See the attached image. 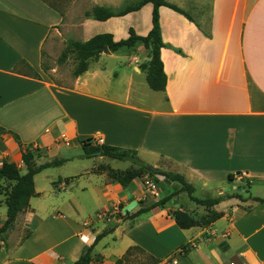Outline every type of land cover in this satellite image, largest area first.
<instances>
[{"label": "crops", "instance_id": "crops-1", "mask_svg": "<svg viewBox=\"0 0 264 264\" xmlns=\"http://www.w3.org/2000/svg\"><path fill=\"white\" fill-rule=\"evenodd\" d=\"M165 1L189 18L159 8L166 83L164 91H153L142 69L149 61L148 50L141 45L102 51L69 85L56 83L42 70L51 37L59 39L73 26L80 29L75 41L81 42L99 34H110L114 41L127 38L119 22L124 20L137 35L146 36L152 27L151 4L105 21L85 16L74 25L68 11L75 9V0H0V165L14 163L25 173L21 154L26 149L39 152L38 165L54 159H65L64 164L83 161L80 141L91 139L97 146L95 141L101 139V145L135 151L148 167L183 175L194 194L216 197L233 192L223 188L245 183L244 199H264V0ZM137 15L140 21L134 27L131 21ZM97 23L107 29L94 33ZM105 58H120L119 68L109 70ZM49 169L35 175L34 182ZM108 169L124 171L100 163L71 177L91 175L96 180L66 185L62 180L68 177L63 175L57 185L54 178L48 184L57 186L54 198L60 190L68 196L90 192L104 203L96 214L115 210L124 216L178 189L160 176L156 196L138 179L123 188L108 176ZM34 189L39 197L49 191ZM179 195L134 219L109 220L114 230L98 241L92 257L99 255L100 264H114L137 247L153 264L173 258L176 264H264V203L225 199L210 209L223 212L220 219L182 230L169 215L172 211L183 210L198 219L208 210L196 204L193 209L186 203L181 207L176 203ZM4 199L2 192L0 223L6 216ZM28 209L37 219V209L30 204ZM71 212L38 218L24 241L16 243L15 235L12 242L0 241V264L76 262L109 227L101 215L97 217L104 226L97 228L83 219L78 207ZM186 245L188 251L179 253Z\"/></svg>", "mask_w": 264, "mask_h": 264}, {"label": "trees", "instance_id": "trees-1", "mask_svg": "<svg viewBox=\"0 0 264 264\" xmlns=\"http://www.w3.org/2000/svg\"><path fill=\"white\" fill-rule=\"evenodd\" d=\"M146 4L152 5V27L146 36H139L132 28H130L128 30V37L119 41H114L112 35L110 34L95 35L85 42L75 40L67 41V46L74 54L76 61V67L74 71L75 77L80 76L87 70L88 61L90 59L97 58L98 55L102 52L103 47H106L108 51L114 53L121 48L130 49L141 45L146 50H148L149 61L142 65V69L146 73V83L148 87L153 91H164L166 77L163 71L162 62L160 60V49L164 47V44L162 43L160 34L159 8L164 6L189 18L182 9L174 4L166 2L165 0H141L137 6L126 8L118 13H113L108 9L95 6L93 7L91 13H86L85 16L87 18H92L93 20L105 21L112 17H121L128 13L138 11ZM42 70L46 72V68L42 67ZM34 76L37 77V75ZM1 131L2 130L0 129V133ZM90 142L91 139L80 141L83 151L82 157L89 158L91 156L98 155L118 161H128L137 166L136 169L127 171L108 169L109 177L119 183V185L123 188L128 187V185L133 180L141 178L144 172L152 175H158L160 177H163L166 181L170 183H176L178 185V189L173 193L157 201L147 209H139L137 212L131 215H125V219H134L145 211H148L155 207H160L164 205L168 200L179 195L180 193H186L188 198L193 203L208 210L206 215L198 219L183 210L177 209L172 211L169 215L173 219L176 226L182 230H187L193 227H206L220 219L223 216V212L210 211V209L213 206L224 201L225 199L236 198L240 201H246L247 199H250L257 203H264V199L251 196L244 199L242 197V194L236 192L225 193L216 197L197 198L194 196V187L186 181L183 175L158 169L151 172L148 170V165L137 158L135 151L122 150L116 147L104 145L92 146ZM36 158H40V156L37 155L34 151L26 149L22 152L21 161L25 167V173L23 174L14 163L3 162L0 165V181L3 182V184H0V194L2 192H5L4 204L6 206L5 220L0 223V241L2 242H5L4 235L14 223L18 214L21 211L29 208V202L31 198L38 196V194L35 193L34 189V176L45 169L58 167L66 162L65 159H54L38 165L36 164ZM232 178V176H229L228 179L231 180ZM6 182L11 183L9 189H7L6 187L4 188ZM113 230L114 227H109L98 234L95 237L92 245L85 248L77 261L73 264H90L91 262L100 264L101 257L99 255L92 257V250L98 243V241H100L108 234L112 233ZM30 234L31 231L29 230L23 236L21 241H24L26 238H28ZM186 248L189 249L190 246L186 245L180 248L181 250H183V254L188 251ZM136 249L138 250L139 248H129L121 258L117 259L114 262V264H123L127 256Z\"/></svg>", "mask_w": 264, "mask_h": 264}, {"label": "rangeland", "instance_id": "rangeland-1", "mask_svg": "<svg viewBox=\"0 0 264 264\" xmlns=\"http://www.w3.org/2000/svg\"><path fill=\"white\" fill-rule=\"evenodd\" d=\"M72 1V0H71ZM141 0H75V9L68 11L70 13L71 17L70 19L73 21V24L77 25L79 24L80 20L85 18L86 13H91L93 7L99 6L105 9H108L109 11L113 13L121 12L122 10L137 6L140 3ZM177 2H180V0H176ZM202 2H209L210 0H200ZM172 4V3H171ZM143 14V13H142ZM119 21L123 24V27L125 28V31L127 33L130 26H128L130 21L124 20ZM140 17L139 15L133 17L132 19V25L134 27H137L139 24ZM123 28V29H124ZM106 26L102 23H97L93 27L94 33L98 31H104L106 30ZM79 28L77 26L71 27V32H64L62 33L61 38L57 37H51L50 39V48H46V52L43 58V64L42 67L46 68V72L49 78H51L56 83L62 84V85H69L71 81L75 78L74 71L76 67V61L74 54L70 51L69 47L67 46V41L69 40H79L80 34H79ZM131 49V48H130ZM132 52V50H129ZM105 64L109 70H117L119 68L121 59H113V58H105L104 59ZM37 155H40L39 152L36 150L34 151ZM79 154L83 155V151L79 150ZM74 155V154H73ZM84 158V157H83ZM73 162L66 163L62 165L61 167L51 168L47 171H44L43 173L39 174L38 177H36L34 186L36 189L41 191H48L47 193L44 192L42 196H36L30 199L29 204L34 207L37 212L36 216L38 218H42L44 215L48 213H52L55 211H60L62 213L71 214V207H78L80 209V214L87 222H93L94 227L101 228L104 226V222L102 220L106 221V223L109 220L116 221L117 219L122 218L124 215L120 213H115V210H111L108 212L98 213V209L104 205V203L100 200H95V198L92 197L90 192L83 193L81 195H75V196H68V193H64L63 190H60V196L58 198H54V191L57 190V186H53L51 184H48L49 180L51 178H54V185L58 184V177H64L63 175H67L65 177H68L66 180H62L66 183H73L75 184L78 182L79 184L85 183L88 179L96 180L97 178L95 176L91 175H83L78 178H71L72 175H75L76 173L84 172L86 168L99 165L100 163H104L106 165H109L110 168L113 169H124V171L136 169L137 166L133 165L132 163L128 161H112L110 159H107L106 157L102 159H96V156H91L89 158L84 159L83 161H75L71 160ZM23 172H25V169H22ZM61 175V176H58ZM109 176V175H108ZM70 179V181H68ZM138 180L141 182V186L144 190H146V184L151 183L156 188H160V179L158 175H152L147 172H144L141 178H138ZM68 181V182H67ZM75 182V183H74ZM248 184H242L239 185L240 187H233V192L236 193H242V188L247 189ZM11 186V183H5L4 188L6 187L9 189ZM77 186V185H76ZM75 186V187H76ZM74 186L71 187V191H74ZM156 188L152 189L154 193V196H156ZM68 191V188H67ZM208 193V192H207ZM210 193V192H209ZM211 194V193H210ZM212 195V194H211ZM214 195V193H213ZM194 196L197 198L202 197H208L202 194L201 192L197 191ZM177 204L184 205V203L188 204V207L190 209H193L196 207L195 203H193L187 196L186 193H181L176 201ZM176 207V206H174ZM130 211V210H129ZM172 211L171 209L169 212ZM31 211L30 209H25L21 211L17 218L15 219L14 223L11 225V227L8 229V231L5 233V238L8 239L9 242H12V237L15 235L16 237V243L21 241L23 236L30 230L32 227V223L37 221V219L34 220L33 215H30ZM97 215H101L100 218L97 217ZM28 218H31L29 220ZM107 227L111 226L109 223H107ZM106 242L109 244H112L111 237H106ZM105 242V243H106ZM119 245V243L117 244ZM3 247L4 245H0ZM102 245L98 247L96 250L98 253L102 251ZM124 264H153V262L147 257L146 255H143L142 252L133 250L129 257L126 259Z\"/></svg>", "mask_w": 264, "mask_h": 264}, {"label": "built area", "instance_id": "built-area-1", "mask_svg": "<svg viewBox=\"0 0 264 264\" xmlns=\"http://www.w3.org/2000/svg\"><path fill=\"white\" fill-rule=\"evenodd\" d=\"M101 143H102V140L101 139H98V140L95 141V144L97 146L101 145ZM146 186H147L146 187L147 190L155 189V186L153 184H151V183H147ZM179 253H183V250L180 249L179 250ZM176 263L177 262H176L175 258H173L172 260H170V261L167 262V264H176Z\"/></svg>", "mask_w": 264, "mask_h": 264}, {"label": "water", "instance_id": "water-1", "mask_svg": "<svg viewBox=\"0 0 264 264\" xmlns=\"http://www.w3.org/2000/svg\"><path fill=\"white\" fill-rule=\"evenodd\" d=\"M102 51H103V52H107L108 49H107L106 47H103V48H102ZM148 170L151 171V172H153V171H155L156 169L153 168V167H148ZM231 190H233V187H232V186H229V187H227V188H223V189H222V192H227V191H231Z\"/></svg>", "mask_w": 264, "mask_h": 264}]
</instances>
